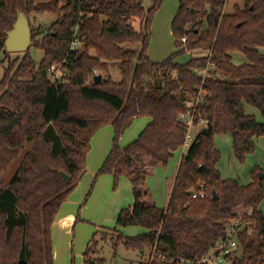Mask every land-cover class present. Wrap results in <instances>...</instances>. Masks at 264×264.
<instances>
[{"label":"trees","instance_id":"1","mask_svg":"<svg viewBox=\"0 0 264 264\" xmlns=\"http://www.w3.org/2000/svg\"><path fill=\"white\" fill-rule=\"evenodd\" d=\"M162 1L151 0L145 10L143 0H0V264H53L55 217L85 173L91 137L108 124L112 144L94 179L106 174L116 183L124 176L133 198L109 230L116 237L113 248L120 244L127 251L147 252L143 264H196L239 218L251 222L252 234L246 229L238 234L230 264H264V172L252 169L246 185L222 179L220 152L213 143L215 135H229L232 153L242 163L254 151V139L264 136V124L245 112L252 107L264 119V0H245L232 14H223L226 0H178L170 28L179 50L152 62L150 26ZM18 10L27 18L56 16L47 30L31 33L33 47L44 52L38 65L28 51L11 63L4 56L6 33ZM183 37L185 44L180 43ZM74 40L77 48L70 51ZM193 51L211 56L176 62L180 54ZM235 52L245 64L232 63ZM208 62L220 77L201 83L194 70ZM52 67L64 76L52 81ZM111 68L119 71V82L112 80ZM96 75L102 76L98 84ZM187 102L196 103L195 122L206 120L207 125L182 156L161 209L145 180L182 147L186 131L179 116ZM143 117L150 119L148 125L120 148L125 130ZM27 144L31 149L5 183V174ZM200 191L203 198L191 197ZM125 227L144 232L123 237L117 228ZM97 243L95 237L89 241L83 264L99 263L91 248Z\"/></svg>","mask_w":264,"mask_h":264},{"label":"rangeland","instance_id":"2","mask_svg":"<svg viewBox=\"0 0 264 264\" xmlns=\"http://www.w3.org/2000/svg\"><path fill=\"white\" fill-rule=\"evenodd\" d=\"M52 1L54 0H38V2L42 3ZM177 1L178 0H163L160 8L152 17L150 38L148 42V56L153 61L161 62L170 54L179 50L174 44L170 28L171 19L177 8ZM143 2L145 6H148L151 3L150 0H143ZM244 2L245 0H226L223 8V14H232L235 6L241 9ZM55 20L56 16L49 13L31 14L28 18L31 33L37 28H39L42 32L47 30V28ZM133 26L139 31V20H135L133 22ZM40 37L41 36H37L36 39L39 40ZM33 45L34 44L32 43L28 53L34 63L38 65L43 58L44 52L39 48L33 47ZM128 47L135 51H138L140 48L139 45H129ZM206 53V51L186 52L177 57V62L185 63L189 57H200ZM4 56L7 58V63H11L15 59L21 58L22 54L6 53ZM243 58L244 56L241 53L235 52L233 54L234 64H240L243 61ZM2 75L3 69L0 68V80ZM110 75L114 82L120 81V73L116 68L110 69ZM55 76H59V72H56ZM248 109L249 113H253V116L258 122L264 124V119L257 110L250 107ZM142 119H144V117L134 120L130 127L125 130L119 140L120 148H125L130 141L138 138L141 130H136L137 124ZM113 134V129L109 124L96 131L90 140L89 153L88 155L86 153L85 156H98L97 153L105 142L107 149H110ZM213 142L220 152L218 168L222 178L236 179L240 183H246L250 180V172L252 169L258 168L264 172V136L254 139V151L248 154L242 163L238 162L232 153V145L229 135H215ZM30 149L31 144H27L21 153V156L12 163L5 174V183H7L14 175L23 155ZM184 153L185 148H179L173 157L168 161L166 166L155 167L154 169H156V171L153 174H150L146 179V186L149 189L154 202L157 201L160 205H166L167 178L171 177V175L173 176L175 168H177ZM105 155L107 156V154ZM95 174L93 177H95ZM2 178L3 176L0 175V179ZM83 188L84 189L78 198L79 202L73 207L74 221L70 228L67 229L66 226L58 221V216H60L61 212L60 210L55 217V221L51 229L53 264H83L85 247L86 245L88 246V241L93 237H95L98 242L96 246L92 245L91 247L92 250L95 251L94 258L99 260L98 264L145 263L147 260L146 257H148L147 252L142 254L127 251L118 243H116L118 244L117 248H113L116 239L115 234L109 232L101 233V231H106L116 227L115 219L117 211L123 207H128L133 203L129 179L122 176L116 183H114L111 176L104 174L98 176L96 179L92 178L91 182L85 183V187ZM88 192H90V194L86 199ZM65 202L60 207L61 210L65 209V207H63ZM260 211L264 215V202L260 205ZM119 232L123 237H133L144 232V230H141V228L138 227H125L120 228Z\"/></svg>","mask_w":264,"mask_h":264},{"label":"built area","instance_id":"3","mask_svg":"<svg viewBox=\"0 0 264 264\" xmlns=\"http://www.w3.org/2000/svg\"><path fill=\"white\" fill-rule=\"evenodd\" d=\"M224 8V7H223ZM181 44L186 43V37L180 40ZM77 41L74 40L70 46V51H74L77 48ZM204 56H211L210 52L204 54ZM57 69L52 67L50 70L52 81L59 80L60 77L64 76V73L59 72V76H55ZM197 77L200 78L201 83L208 79L219 78L220 74L216 71L215 65L208 62L203 68H197L194 70ZM198 96H201V89H198ZM199 100V99H198ZM197 100V101H198ZM195 102H187L185 104L186 111L179 116L180 122L185 127V137L182 147L185 151L191 146L195 140L196 132L207 125L206 120H199L198 123L195 122ZM191 197L193 199L203 198L204 193L202 191L198 193H192ZM252 224L251 222L243 223L242 219L232 220L226 227L225 237L215 243L213 248L196 264H230L231 259L237 254L238 251V234L246 229L248 235L252 234ZM186 264H195L191 262H186Z\"/></svg>","mask_w":264,"mask_h":264},{"label":"crops","instance_id":"4","mask_svg":"<svg viewBox=\"0 0 264 264\" xmlns=\"http://www.w3.org/2000/svg\"><path fill=\"white\" fill-rule=\"evenodd\" d=\"M150 2H151V0H150ZM177 5H178V1H177ZM143 6H144V8H145V10H146V8L148 9V7H150L151 6V3H150V5H148V6H145L144 5V2H143ZM176 10H177V8H176ZM175 13H176V11H175ZM175 15V14H174ZM173 15V16H174ZM173 18V17H172ZM172 20V19H171ZM171 23V22H170ZM133 50V49H132ZM175 53V52H174ZM187 53H189V52H187ZM173 54V53H172ZM233 54L234 53H231L230 54V56H231V59H232V63L234 64V62H233ZM171 55V54H170ZM149 57V56H148ZM190 58H192V57H189V59ZM150 59V58H149ZM188 59V60H189ZM152 62H156V61H153L152 59H150ZM176 60V62H177V58L175 59ZM187 60V61H188ZM186 61V62H187ZM158 62V61H157ZM177 63H179V62H177ZM246 63V60H245V58H243V61L240 63V64H238V65H236V64H234L235 66H240V65H243V64H245ZM179 64H183V63H179ZM249 106H246L245 107V112H246V114H248V115H253V113L252 114H250L249 113ZM250 108H252V107H250ZM248 109V110H247ZM138 119V118H137ZM134 120H136V119H134ZM134 120L132 121V123L134 122ZM150 122V119L149 118H147V117H145L144 119H142V120H140V122L137 124V129L136 130H138V131H140L141 130V132H142V130L148 125V123ZM111 126V125H110ZM112 127V126H111ZM113 129V128H112ZM140 132V133H141ZM139 133V134H140ZM139 136V135H138ZM134 138V137H133ZM91 140V139H90ZM136 140V139H135ZM135 140H133V141H130V143H132V142H134ZM129 143V144H130ZM214 143V142H213ZM128 144V145H129ZM214 146H215V144H214ZM216 147V146H215ZM217 148V147H216ZM90 149V148H89ZM218 149V148H217ZM232 149V148H231ZM108 150H110L109 148L107 149V145H106V142L104 143V145L100 148V150L98 151V153H97V155L98 156H87L88 155V153H89V150H88V152H87V155L85 156V159H84V169H85V173H84V175L82 176V178H81V180L79 181V183H78V185L76 186V188L73 190V192L70 194V196H69V198H68V200L65 202V204H64V206L63 207H65V209H63V210H61L60 209V216H58V221H60L64 226H66V228L68 229V228H70V226L72 225V223H73V221H74V206L75 205H77V203L79 202V200H78V198H79V196H80V194H81V192H82V190L84 189L83 187H85V183H88V182H91V180H92V178H94L93 177V175L97 172V170L100 168V166H101V164H102V162L104 161V159H105V157H106V155L105 154H108L107 152H109ZM176 152V151H175ZM175 152H174V154H175ZM173 154V155H174ZM184 155V154H183ZM173 157V156H172ZM179 165V164H178ZM178 167V166H177ZM217 169L219 170V168H218V165H217ZM169 170V169H168ZM156 171V169H153L152 170V173H150V174H153L154 172ZM176 171H177V168H175V171H174V173H173V176L171 175V177H169V178H167V191H166V197H167V201H168V196H169V193H170V189H171V186H172V184H173V180H174V178H175V174H176ZM220 172V171H219ZM149 174V175H150ZM148 175V176H149ZM109 176H111V175H109ZM148 176H147V178H148ZM112 177V176H111ZM146 178V179H147ZM86 179V180H85ZM222 179H224V178H222ZM128 181V180H127ZM146 181L147 180H145V185H146ZM250 182V180L248 181V182H246V183H240V184H242V185H246V184H248ZM129 185H130V190H131V183H130V181H129ZM147 187V186H146ZM149 190V189H148ZM132 194V193H131ZM133 199V198H132ZM156 203V206L158 207V208H161V209H164L165 207H166V205H167V203H166V205H160L159 203H157V201L155 202ZM133 204V203H132ZM131 204V205H132ZM131 205H129V206H131ZM128 206V207H129ZM62 207V208H63ZM123 208H127V207H123ZM122 209V208H121ZM121 209H119L118 211H117V213H116V216H117V214H118V212L121 210ZM55 221V220H54ZM115 223H116V219H115ZM115 228V227H114ZM109 230H112V229H109ZM109 230H106V231H101V232H109L110 233V231ZM117 230H119L118 228H117ZM142 230V229H141ZM143 233V232H142ZM141 234V233H140ZM90 241V240H89ZM88 241V242H89ZM88 244V243H87ZM86 247H87V245H86ZM86 247H85V249H86Z\"/></svg>","mask_w":264,"mask_h":264},{"label":"water","instance_id":"5","mask_svg":"<svg viewBox=\"0 0 264 264\" xmlns=\"http://www.w3.org/2000/svg\"><path fill=\"white\" fill-rule=\"evenodd\" d=\"M32 43L28 18L25 13L18 10L16 16L13 18L11 30L6 33L4 51L9 54H24L29 50ZM93 80L95 84H98L102 80V76L96 75ZM203 133L206 134L207 130L204 129ZM60 174L66 181L69 180L68 176L63 172ZM260 177H262V174ZM215 199L216 194L212 193V200Z\"/></svg>","mask_w":264,"mask_h":264}]
</instances>
